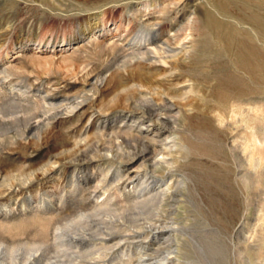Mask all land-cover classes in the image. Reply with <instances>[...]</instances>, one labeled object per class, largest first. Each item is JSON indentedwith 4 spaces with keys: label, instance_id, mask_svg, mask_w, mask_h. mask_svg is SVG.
Returning <instances> with one entry per match:
<instances>
[{
    "label": "rangeland",
    "instance_id": "rangeland-1",
    "mask_svg": "<svg viewBox=\"0 0 264 264\" xmlns=\"http://www.w3.org/2000/svg\"><path fill=\"white\" fill-rule=\"evenodd\" d=\"M139 255L264 264V0H0V264Z\"/></svg>",
    "mask_w": 264,
    "mask_h": 264
},
{
    "label": "bare ground",
    "instance_id": "bare-ground-1",
    "mask_svg": "<svg viewBox=\"0 0 264 264\" xmlns=\"http://www.w3.org/2000/svg\"><path fill=\"white\" fill-rule=\"evenodd\" d=\"M146 41H147V43H150V45L151 44H153V45H151L152 47H146V50L145 51H147V52H151V53H154V54H156L157 55V53L161 50V49H164L165 50V48H161V47H158L155 43H156V39H154V38H151V37H149V38H147L146 39ZM136 44H139V42H134V43H132V46L134 45V46H136ZM169 47V46H168ZM167 47V48H168ZM139 50V49H138ZM169 50H170V48H169ZM171 50H173V49H171ZM166 51H167V49H166ZM146 52V53H147ZM165 53V52H164ZM163 59V58H162ZM160 61V60H159ZM162 63L164 64V63H167V61L166 60H162ZM165 100H166V98H165ZM169 102V100H166V103H168ZM154 105V104H153ZM164 106V105H163ZM168 108L171 106V104L170 103H168L167 105H166ZM155 109V108H154ZM164 111V110H163ZM164 113V112H163ZM155 119V121H158V120H160L161 121V117L160 116H157L156 118H154ZM153 122V121H152ZM153 125V124H152ZM165 126V125H164ZM149 129L148 130H150L151 129V127H148ZM153 129V128H152ZM151 129V130H152ZM139 130V129H138ZM141 130H142V127H141ZM154 132H156V134H160V133H162L163 132V129H161V128H158V129H154L153 130ZM154 135V134H153ZM168 148V147H167ZM150 152V151H149ZM156 152V151H155ZM149 157V156H148ZM156 161V160H155ZM137 177H139V173H136V174H134V175H132L131 176V181L129 182V183H126L125 185H124V187H127L128 186V184L130 185H134L135 183H136V181L139 179V178H137ZM158 179L157 178H155L154 176H151V175H146V177H145V179L144 180H142V182H141V184H140V190H139V192H138V195H136L138 198L140 197H142V198H151L149 195H151L152 194V197L153 198H159L160 197V195H162L163 194V191L161 192L160 190H155V191H152V192H150V190L152 189V188H154L153 186H152V184L155 182V181H157ZM159 187V186H158ZM154 194V195H153ZM148 198V199H149ZM139 200V199H138ZM156 200V199H155ZM143 201H145V200H143ZM142 201V202H143ZM145 223V222H144ZM148 224V223H147ZM112 225V224H111ZM152 225V224H151ZM159 225V224H158ZM152 226H154V225H152ZM149 227H151V226H149ZM160 227V226H159ZM148 228V227H147ZM155 228H157V227H155ZM160 228H162V227H160ZM159 229V228H158ZM99 231V230H98ZM109 234V233H108ZM157 234H158V231L156 230V229H151L150 231H149V236H151V238H153V237H156L157 236ZM137 235H139V234H137ZM167 238V237H166ZM165 238V239H166ZM171 238L172 237H170L169 239L167 238L166 239V241H170L171 242ZM166 241H164V242H166ZM106 242H107V240H105V239H103L102 240V243H105V246H106ZM162 242V241H161ZM154 243V242H153ZM152 243V244H153ZM168 243V242H167ZM136 244V243H135ZM148 244H150V243H146V244H138V245H136V247L138 248V250H137V252L140 254V253H143V251H145V249L146 248H148V247H146V246H148ZM162 245V244H161ZM103 246V245H102ZM108 246V245H107ZM160 246V245H159ZM169 246V245H168ZM171 248V247H170ZM134 252V251H133ZM147 253V252H146ZM138 255V254H137ZM143 256L144 255H139L137 258L138 259H136L137 260V262H138V264H146L145 263V260L143 259ZM166 257V258H165ZM163 259H161V260H163V261H159V262H157V263H155V264H163V262H170V261H172V257H170V256H165ZM129 258V257H128ZM122 260V259H121ZM137 264V263H136Z\"/></svg>",
    "mask_w": 264,
    "mask_h": 264
}]
</instances>
